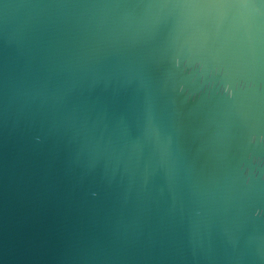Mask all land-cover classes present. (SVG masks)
<instances>
[{"label": "water", "instance_id": "1", "mask_svg": "<svg viewBox=\"0 0 264 264\" xmlns=\"http://www.w3.org/2000/svg\"><path fill=\"white\" fill-rule=\"evenodd\" d=\"M0 264H264V0H0Z\"/></svg>", "mask_w": 264, "mask_h": 264}]
</instances>
